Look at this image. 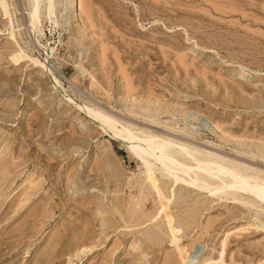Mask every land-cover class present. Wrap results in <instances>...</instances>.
<instances>
[{"label": "rangeland", "instance_id": "obj_1", "mask_svg": "<svg viewBox=\"0 0 264 264\" xmlns=\"http://www.w3.org/2000/svg\"><path fill=\"white\" fill-rule=\"evenodd\" d=\"M6 1L0 264H182L161 212L168 200L144 185L145 166L128 145L79 103L134 133L175 136L264 176V0H91L92 22L79 2L55 0V14L42 10L35 27L28 0ZM18 49L27 56L14 62ZM168 185L177 196L167 211L188 252L196 245L200 260L219 259L225 240L228 263L264 264L263 205ZM134 202L137 218L128 214Z\"/></svg>", "mask_w": 264, "mask_h": 264}, {"label": "bare ground", "instance_id": "obj_2", "mask_svg": "<svg viewBox=\"0 0 264 264\" xmlns=\"http://www.w3.org/2000/svg\"><path fill=\"white\" fill-rule=\"evenodd\" d=\"M28 1L30 4L29 21L33 27H35L37 25V23L39 22V20L42 16L41 14H43L42 10H46L44 12L49 13V16H52L53 12L55 14L54 9L57 8V7H55V3H56L55 0H28ZM71 1H72L71 3H72L73 8H79L78 7V2H79L80 8L82 9L83 13H85L87 15V17L90 18V22L93 21V20L91 21V19H92L91 13L93 12L92 9L94 8V6L91 9V7H92L91 4L93 3V2H91V0H71ZM2 3L5 5V7H8L6 0H2ZM71 3H69V6L71 5ZM94 13H95V11H94ZM94 13H93V15H94ZM8 14H9V12H8ZM7 17H9V16H7ZM94 17H97V16L94 15ZM96 19H98V18H96ZM94 23L96 24V20ZM91 29H92V27H91ZM12 36H14V34H12ZM75 45H76V43H75ZM71 48H73V47H71ZM50 49H51L50 51H52V48H50ZM50 54H52V53H50ZM48 55H49V53H48ZM26 56H27V54H25L22 50L19 51V49H18V52L14 53L12 55V60L14 62H18V61L22 60L23 58H25ZM31 60H33L35 63H38V65L40 64L42 66V69L48 67L44 62L42 63L37 58L32 57ZM54 74H55V72H54ZM60 79L61 78H59V81H60ZM100 89H102V88H100ZM79 96L81 97L80 94H79ZM134 97H136V96H134ZM90 104L92 106H95L92 103H90ZM79 105H81V107L90 116H92L93 119H96V121L99 122V124L108 133H110L113 138L118 139V140H120V141H122L128 145V147H129L128 150H130L129 152L134 154L135 157H137L138 159H140L145 166V170L143 169V171H144L143 172L144 173L143 182L145 183L144 185H146V183H147L151 189V192L154 191V193H156L161 200H168L165 203L162 202L163 208H162L161 212H165L163 217L165 218L164 220H167V223L169 225V230L171 233L170 242L172 243L173 246H176L178 251H179V253H178L179 258L177 260L178 263L182 262V264H243L240 261L239 262L234 261L232 263H228V261H225L226 259L224 257L225 256L224 247L227 246L225 240L222 243L223 251L220 252L221 253L220 254L221 259L219 258L220 260L216 259V258H207V259L200 260V258L202 256L201 251L197 249L196 245L194 246V250H192L191 252H188L189 249H186L187 244L181 245L183 242V241L180 242L181 239L179 238V233L181 232V228H180V226H176L177 224H175V222H174L173 213H170L169 211H167L169 204L174 203V201L171 202V197L177 196V195H175L176 189L175 190L171 189L172 195H169L170 190L168 189V186H169L168 183L169 184L171 183V185L169 187V188H171L173 185H176L180 182H183L185 184H188L189 187H197L199 190L204 191L207 194H210V196L214 195V196H220L221 197L222 195H224V196L227 195L228 197H230L229 195H231L233 197V198L232 197L231 198L235 199V201L237 200V202L239 200H240V202L241 201L243 202V199L246 198V197L245 198H243V197L247 195L248 196L247 200H244V201H246L245 205L253 206V205H256L258 203L260 205H263L261 208H264V176H260L257 174V171H259V169H257L256 174L255 173L250 174L249 173L250 171L248 172V169L251 170L252 168L244 167L245 163L244 164L241 163V164H243L242 165L243 167L241 165L240 166L237 165L238 163L237 164H233V163L232 164H226L220 160L221 157H219V155L215 156L214 152H213L214 155L212 154L211 151L206 152V153H202L197 148V145H195L193 147L192 143H189L188 141H185L183 139H179V140L173 139V138H176L175 136H173V138L164 137L160 140L161 137H158L159 134L157 135V133H155L157 136L152 135L151 133H150L151 135L150 134L144 135V132H143V134H137L135 130H134L135 131V133H134L133 130H131V128H133V127L124 129L120 125L121 123L119 124V122L117 123L116 121L113 120V118H112L113 116H111L112 114L108 115V113L106 114V113L102 112L101 108H97L99 111H101V112H98V111L90 108L89 106H87V104L79 103ZM71 108H72V106H71ZM105 112H107V111H105ZM109 114H110V112H109ZM156 116H157V114H156ZM151 117H153V115ZM78 118H80V116ZM122 123H123V121H122ZM127 125L130 126L131 124H127ZM125 126H126V124H125ZM139 126H141V125H139ZM215 127H216V125H215ZM152 128H153V126H152ZM140 130L142 131V129H140ZM157 130H160V129H157ZM179 130H186V129H179ZM188 130H190V129H188ZM151 131H152V129H151ZM139 133H140V131H139ZM201 149L205 150L203 148H201ZM231 159H233V158H231ZM236 161H237V159H236ZM260 171H262V170L260 169ZM157 174H160L161 176H164L167 178L169 177L170 182L160 180L157 177ZM141 184H142V182H141ZM148 185H146V187H148ZM140 186H142V185H140ZM140 186H138V187H140ZM167 189L169 191H167ZM184 197H185V194H184ZM116 201H119V199ZM119 203H116L117 209L120 207ZM175 203H177V202H175ZM195 203H197V202H195ZM253 207H256V206H253ZM141 208H142V206H141L140 202L132 203L130 205V207L128 208L129 216L131 218L139 217L140 216L139 210H141ZM259 209H260V207H259ZM261 213H263V212L261 211ZM179 215H182V214H179ZM181 217L183 218V215L180 217H176V218L181 219ZM189 217H193V216H189ZM148 218L150 219V217H148ZM192 220H194V217ZM180 221L181 220H179V222ZM183 221H185V219ZM142 223H144V222H142ZM262 224L264 225V223H262ZM195 242H197V239ZM198 245H199V243H198ZM133 246H134V244H133ZM194 252L197 253L196 257H194L192 255ZM208 256H210V254ZM208 256H206V257H208ZM197 259H198V261H197ZM235 259H236V257H235ZM238 260H241V259H238Z\"/></svg>", "mask_w": 264, "mask_h": 264}]
</instances>
